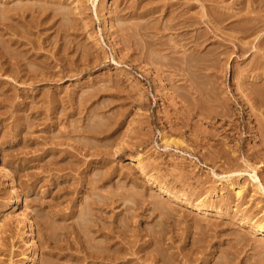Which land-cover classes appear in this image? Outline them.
Instances as JSON below:
<instances>
[{"label":"rangeland","instance_id":"374dc122","mask_svg":"<svg viewBox=\"0 0 264 264\" xmlns=\"http://www.w3.org/2000/svg\"><path fill=\"white\" fill-rule=\"evenodd\" d=\"M262 14L0 0V264H264Z\"/></svg>","mask_w":264,"mask_h":264},{"label":"bare ground","instance_id":"6f19581e","mask_svg":"<svg viewBox=\"0 0 264 264\" xmlns=\"http://www.w3.org/2000/svg\"><path fill=\"white\" fill-rule=\"evenodd\" d=\"M241 1V0H240ZM264 1V0H263ZM242 2H244V1H242ZM259 2V1H258ZM263 3V2H262ZM243 4V3H242ZM256 4V3H255ZM258 4V3H257ZM259 4H261V3H259ZM263 15V14H262ZM262 15H260L259 17H261ZM221 17V16H220ZM252 18H256V17H252ZM252 18H248V19H252ZM248 19H247V21H248ZM261 19H264V15H263V18H261ZM246 20V19H245ZM255 20V19H254ZM253 20V21H254ZM257 20V19H256ZM259 20V22H260V18L258 19ZM247 21H246V23H247ZM262 21V20H261ZM220 22V21H219ZM218 22V23H219ZM257 22V21H256ZM216 23V22H215ZM251 23V22H250ZM262 23H263V21H262ZM184 24H187L186 22H184ZM257 24V23H256ZM264 24V23H263ZM263 24H261V22H260V26H262ZM252 25H255V23H253ZM244 26V25H243ZM248 26H250V25H248ZM258 26H259V24H258ZM264 26V25H263ZM245 27H247V26H245ZM251 27V26H250ZM250 27H248V28H250ZM253 27V26H252ZM251 27V28H252ZM257 27V26H256ZM256 27H255V29H256ZM262 28V27H261ZM253 30H254V28H253ZM252 30V31H253ZM256 30H258V27H257V29ZM240 31V30H239ZM255 31V30H254ZM261 30L259 29V31L258 32H260ZM243 32V31H242ZM249 32V31H248ZM257 32V33H258ZM242 34V33H241ZM243 34H245V33H243ZM251 34L253 35V33L251 32ZM250 34V35H251ZM256 34V33H255ZM246 35V34H245ZM248 35V34H247ZM197 42V41H196ZM260 59H262L263 60V57L261 58L260 57ZM260 61V60H259ZM264 61V60H263ZM260 64V63H259ZM255 65H256V62H255ZM258 66V65H257ZM256 66V67H257ZM260 66V65H259ZM260 68V67H259ZM197 69V68H196ZM264 69V68H263ZM262 69V71H264ZM254 70H255V68H254ZM253 70V71H254ZM252 74V73H251ZM262 74V73H261ZM244 80H245V78H244ZM243 83H245L244 81H243ZM262 82H260L259 84H261ZM246 84V83H245ZM252 84V83H251ZM264 84V83H263ZM243 85V84H242ZM246 85H248V84H246ZM253 85H255V84H253ZM256 85H257V83H256ZM262 85V84H261ZM259 86V85H258ZM248 87V86H247ZM253 87V89L254 90H252V89H249V90H251V91H254V92H252V94H251V99L252 100H254L256 103L258 102V103H262L261 105H264L263 103H264V85L263 86H261L262 88H259L258 90H256V86L254 87V86H252ZM260 87V86H259ZM250 88H251V85H250ZM248 90V89H247ZM199 94H201L200 92H199ZM210 96V95H209ZM249 96V95H248ZM214 99V98H213ZM212 99V101H215V100H213ZM211 100V99H210ZM254 102V103H255ZM198 105V107H199V104H197ZM193 106V105H192ZM197 106H195V108H196ZM196 108V109H199V108ZM213 107V106H212ZM205 108V107H204ZM203 108V109H204ZM214 108V107H213ZM219 108V107H218ZM217 108V109H218ZM193 109H194V106H193ZM201 109H202V107H201ZM200 109V110H201ZM206 109H207V107H206ZM203 111V110H202ZM210 111V110H209ZM203 113V112H202ZM220 113V112H219ZM260 124V123H259ZM262 126H264V125H262ZM259 131V130H258ZM258 133V132H257ZM264 132H262V134H263ZM262 139V138H261ZM29 234H28V232L27 231H23V233L21 234V239H26L27 238V236H28ZM98 250V249H97ZM100 250V249H99ZM98 250V251H99ZM101 252H103L102 250H100ZM105 251V250H104ZM100 252V253H101ZM105 253V252H104ZM107 254V253H106ZM101 255V254H100ZM100 258V257H99Z\"/></svg>","mask_w":264,"mask_h":264}]
</instances>
